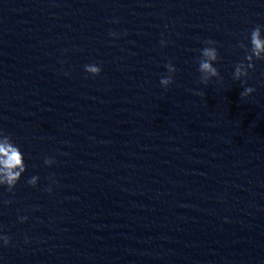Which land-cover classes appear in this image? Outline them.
Wrapping results in <instances>:
<instances>
[{
	"label": "clouds",
	"instance_id": "clouds-1",
	"mask_svg": "<svg viewBox=\"0 0 264 264\" xmlns=\"http://www.w3.org/2000/svg\"><path fill=\"white\" fill-rule=\"evenodd\" d=\"M261 25L254 27L250 33V44L249 48L243 42H240L238 47L245 50L244 60L235 65V70L233 73L234 80H242L249 75V69H254V59L264 60V37H262ZM113 37H118V33H110ZM208 46L201 49V58L198 61V71L201 74L199 82L208 85L212 78H219L220 73L218 69L214 66V63L218 62L220 57L217 48L214 46L216 44L213 40H208L205 42ZM164 45L165 41H161ZM244 61H247L245 63ZM168 75L161 78V86L167 88L174 82L173 74L177 71L174 65L169 62L165 65ZM85 71L92 76H98L102 69L97 64H88L84 66ZM246 83V81H242ZM255 91L252 87H245L244 91L240 93V98L248 97ZM199 94V93H197ZM45 165H52L54 160L52 158H45ZM26 171V164L24 160V155L20 150L19 146L15 144L12 137L4 134L0 131V186H6L8 192H13L15 186L21 179L22 174ZM38 177L32 176L28 180V184L31 186H36L38 182ZM51 191V188L47 189ZM5 203H11V201H6ZM27 217H20L21 221L26 220ZM0 241L7 246L11 238L7 235H0Z\"/></svg>",
	"mask_w": 264,
	"mask_h": 264
}]
</instances>
